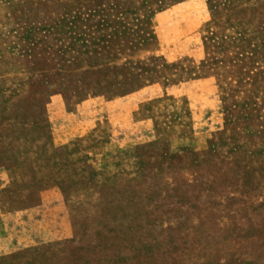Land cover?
<instances>
[{
    "label": "rangeland",
    "instance_id": "obj_1",
    "mask_svg": "<svg viewBox=\"0 0 264 264\" xmlns=\"http://www.w3.org/2000/svg\"><path fill=\"white\" fill-rule=\"evenodd\" d=\"M0 264H264V0H0Z\"/></svg>",
    "mask_w": 264,
    "mask_h": 264
}]
</instances>
